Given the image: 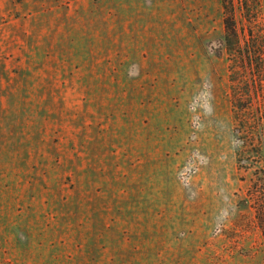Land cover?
Returning <instances> with one entry per match:
<instances>
[{"label":"rangeland","instance_id":"374dc122","mask_svg":"<svg viewBox=\"0 0 264 264\" xmlns=\"http://www.w3.org/2000/svg\"><path fill=\"white\" fill-rule=\"evenodd\" d=\"M256 199L264 0H0V264H264Z\"/></svg>","mask_w":264,"mask_h":264},{"label":"trees","instance_id":"16d2710c","mask_svg":"<svg viewBox=\"0 0 264 264\" xmlns=\"http://www.w3.org/2000/svg\"><path fill=\"white\" fill-rule=\"evenodd\" d=\"M19 1V0H17ZM231 1V0H230ZM231 4V7L233 8V4L232 2H228ZM224 5H226L224 2H223ZM226 9V7H225ZM233 11L234 10H231L230 14H227L226 18L224 19V23H225V35L227 37H229L230 35L231 36H234L236 37L237 39V33H236V28H235V25H234V14H233ZM255 46L254 44H251L249 42V40L247 39L245 41V65H246V68H254L256 69V71H259L260 69V65L258 64L260 61H261V58L259 57V54L256 53V51L254 50ZM252 51H253V56H251L252 54ZM255 60V61H254ZM253 80V84L255 85V89L257 90V82L255 81V75L253 74L252 77H251ZM257 193L258 192H255V197H257ZM255 201H257V203L255 204V218L257 220V223L258 225L261 227L262 229V234L264 236V207L260 204V202H258V200L256 199Z\"/></svg>","mask_w":264,"mask_h":264}]
</instances>
